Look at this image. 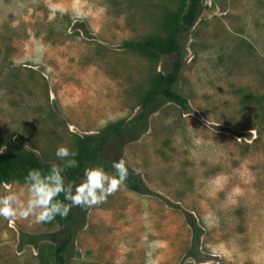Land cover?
<instances>
[{
  "label": "rangeland",
  "instance_id": "1",
  "mask_svg": "<svg viewBox=\"0 0 264 264\" xmlns=\"http://www.w3.org/2000/svg\"><path fill=\"white\" fill-rule=\"evenodd\" d=\"M185 6L0 0V152L34 151L62 164L59 146L75 150L79 137L135 116L176 56L123 44L165 37L166 17ZM181 44L177 90L190 110L164 104L125 148L128 165L180 209L121 186L90 208L70 264H146L149 251L155 264H264V0H203ZM9 192L26 204L25 181L0 184V196ZM186 212L203 231L196 256L187 255ZM56 230L32 216L0 217V264H46L33 246L19 249L20 235Z\"/></svg>",
  "mask_w": 264,
  "mask_h": 264
},
{
  "label": "trees",
  "instance_id": "2",
  "mask_svg": "<svg viewBox=\"0 0 264 264\" xmlns=\"http://www.w3.org/2000/svg\"><path fill=\"white\" fill-rule=\"evenodd\" d=\"M202 7L203 0H186L183 10L166 17L164 25L167 35L165 37L128 41L123 44L125 49L142 52L149 57L175 55L176 60L170 72L159 73L156 76L135 116L112 122L97 132L78 138L75 149L78 153L75 157L78 166L65 169L66 183L78 184L83 178L84 170L89 167L102 166L109 173L113 172L112 161L120 158L126 161V146L140 140L149 131L151 116L158 112L164 104H175L185 112L190 110L188 99L177 90L185 65V52L181 38L192 31L199 19ZM51 165L43 162L34 151L6 150L0 152V184H12L16 180L25 181L30 169H41L46 173ZM128 167L129 174L123 187L131 192L158 196L171 207L180 209L178 205L153 191L140 171L129 165ZM58 199L63 200V194ZM65 203L70 202L65 201ZM90 208L74 206L71 207L66 217L57 216L53 221L43 223L44 226L50 228L56 227L57 230L54 232L39 234L22 232L19 249L30 245L39 252L46 264H70V256L75 248L77 234L86 226ZM186 220L192 231V244L187 255L196 256L199 254L203 231L192 213L186 212Z\"/></svg>",
  "mask_w": 264,
  "mask_h": 264
},
{
  "label": "clouds",
  "instance_id": "3",
  "mask_svg": "<svg viewBox=\"0 0 264 264\" xmlns=\"http://www.w3.org/2000/svg\"><path fill=\"white\" fill-rule=\"evenodd\" d=\"M42 49H37L42 54ZM39 58V56L37 57ZM103 126L106 121H101ZM63 163L52 164L46 173L41 169H30L25 177L28 199L22 204L15 192L0 196V217L9 221L32 216L35 223L53 221L57 216L66 217L74 206L90 208L102 204L108 196L124 185L129 167L123 159L113 160L109 173L102 166L89 167L84 170L83 178L78 184L66 183V168L78 166V153L67 146H59L55 153ZM63 194V200L58 197ZM69 201L70 203H65ZM155 242L149 245L153 248ZM146 264H155L151 251L146 253Z\"/></svg>",
  "mask_w": 264,
  "mask_h": 264
},
{
  "label": "crops",
  "instance_id": "4",
  "mask_svg": "<svg viewBox=\"0 0 264 264\" xmlns=\"http://www.w3.org/2000/svg\"><path fill=\"white\" fill-rule=\"evenodd\" d=\"M94 132H97V131H92V133H94ZM88 134V133H87ZM139 171V170H138Z\"/></svg>",
  "mask_w": 264,
  "mask_h": 264
}]
</instances>
